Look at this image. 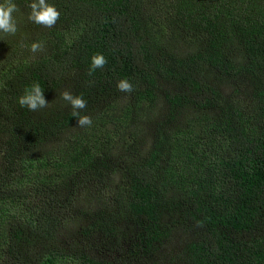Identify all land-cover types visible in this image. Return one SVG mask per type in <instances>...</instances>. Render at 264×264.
Wrapping results in <instances>:
<instances>
[{
	"label": "trees",
	"instance_id": "obj_1",
	"mask_svg": "<svg viewBox=\"0 0 264 264\" xmlns=\"http://www.w3.org/2000/svg\"><path fill=\"white\" fill-rule=\"evenodd\" d=\"M30 2L14 0L32 33L10 40L0 65V264H112L64 248L58 233L80 191L106 183L120 163L115 139L86 130L59 158L31 155L78 124L71 106L43 117L21 108L18 97L33 83L44 97L69 84L87 101L81 114L102 105L107 125L139 126L143 103L163 90L166 114L153 125L146 150L140 133L132 136L110 205L84 211L85 237L98 235L123 258L138 259L189 225L197 230L186 248L189 264H264V0H47L60 13L51 28L28 19ZM164 31L184 35L198 49L164 51L157 44ZM33 42L43 45L41 53L31 54ZM229 42H240L243 62L231 57ZM97 53L107 63L90 76ZM207 68L246 78L254 89L249 105L209 84ZM120 79L134 91H119ZM122 96L129 104L115 116ZM187 105L216 114L200 137L180 140L178 148L172 128ZM43 169L63 175L64 196L61 182Z\"/></svg>",
	"mask_w": 264,
	"mask_h": 264
},
{
	"label": "rangeland",
	"instance_id": "obj_2",
	"mask_svg": "<svg viewBox=\"0 0 264 264\" xmlns=\"http://www.w3.org/2000/svg\"><path fill=\"white\" fill-rule=\"evenodd\" d=\"M3 2V0H0ZM23 12L17 10L14 14V19L17 24L18 31L15 35L5 34L0 32V65L4 59V55L9 53L10 40L18 39L20 36L30 35L32 31L23 23L25 16ZM161 42H157L159 45H165L164 51L175 52L179 55H187L198 49L196 42H191L184 35H174L171 31H164L161 33ZM228 51L231 57L236 62H243L245 60L244 50L240 42H229ZM42 51H40L41 53ZM33 52L31 51V54ZM206 81L216 87L224 97H230L235 102L242 103L248 106L252 100L253 87L250 82L244 77H229L223 76L213 69L207 68L205 72ZM163 88H170L167 83L162 84ZM64 90H68L73 93L69 84L65 87L55 91L54 93L46 96L45 99L49 102L46 108H42L35 114L39 117H43L55 109H63L70 105H67L65 101L61 99V93ZM156 100L152 103L145 101L140 108L139 117L141 121L139 126L137 121H132L133 125H123L122 122L111 123L107 125L105 119L102 116V105L97 106L91 113L92 119L91 126L79 127L78 124L70 127L60 137L52 138L42 143L40 146L34 147L30 150V154L42 158L56 159L60 155L64 154V147L71 144L72 140L81 134L83 136L86 130H92L98 132V134L105 136L107 133L115 139L112 152L117 157V163L114 166L113 171L109 174L106 183L98 185L92 184L90 187H86L83 191H80L79 196H76L73 201V206L65 212V218L63 224L59 230V244L64 248L71 251H84L95 259L109 258L112 264H189V258L186 251L187 245L196 237L197 230L189 225H181L172 231L171 236L161 245L159 250L149 257H142L138 259H126L113 248L111 243H107L104 239L99 238L98 235L85 237L82 234V226L87 224L89 218L84 214L86 212H95L96 210L106 207L111 203V196L116 185L122 180L124 176L123 165L127 159L128 149L132 146L133 135H138L145 144L141 145V151L147 149L151 140V133L155 122L162 118L166 114L167 105L166 99L163 94V90L157 92ZM116 101V113L115 116L120 114L129 104V96H122ZM244 106V107H246ZM216 114L212 110H201L194 105H187L181 109L177 123L172 128L173 143L179 148L181 141H185L193 137H200L201 131L207 126V122L211 117ZM185 133L186 136L184 135ZM200 133V134H199ZM204 133V132H203ZM181 140V141H180ZM7 142V137L4 136L3 143ZM2 142H0V148ZM0 164L3 167V161ZM43 169L47 178L55 180V182H61L64 184L63 175L58 174L53 170ZM18 174V173H17ZM19 175V174H18ZM64 186V185H63ZM65 189V190H64ZM61 188V194L64 196L66 188ZM65 264H68L66 262Z\"/></svg>",
	"mask_w": 264,
	"mask_h": 264
},
{
	"label": "clouds",
	"instance_id": "obj_3",
	"mask_svg": "<svg viewBox=\"0 0 264 264\" xmlns=\"http://www.w3.org/2000/svg\"><path fill=\"white\" fill-rule=\"evenodd\" d=\"M30 12L28 19L37 25L47 28L54 27L60 18V13L56 7L47 2V0H31L28 4ZM17 5L14 0H3L0 2V32L15 35L18 31L13 13L16 12ZM30 50L33 53L43 50V45L38 42L31 44ZM107 63L103 54L97 53L91 57V65L89 67V75L91 76L97 68H103ZM117 88L124 93H132L134 91L133 84L128 79H120L117 82ZM43 88L39 83H33L30 88L25 89L23 95L18 97V103L21 108L27 107L31 112H37L48 106V101L43 94ZM61 99L71 106V116L78 118L79 127L91 126L92 119L89 115H82L81 110L87 108V101L82 95H74L68 90H64Z\"/></svg>",
	"mask_w": 264,
	"mask_h": 264
}]
</instances>
